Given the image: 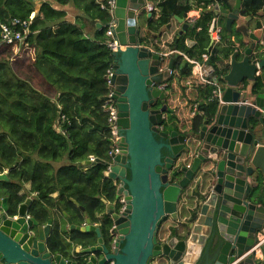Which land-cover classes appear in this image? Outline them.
Wrapping results in <instances>:
<instances>
[{
    "label": "water",
    "instance_id": "obj_1",
    "mask_svg": "<svg viewBox=\"0 0 264 264\" xmlns=\"http://www.w3.org/2000/svg\"><path fill=\"white\" fill-rule=\"evenodd\" d=\"M216 2L214 13L226 18L228 32L235 27L238 33L221 77L223 104L197 132L183 134L167 129L173 111L167 89L161 88L171 79L174 59L164 65L161 53L145 39L149 31L138 24L146 0H115L114 33L122 48L113 53L111 82L122 138L105 175L117 186L115 202L124 197L126 207L116 212L113 202L103 200L112 222L107 240L100 224L87 217L79 226L63 213L70 231L96 236L95 245L72 243L66 257L50 246L53 219L41 224L29 215L31 198L16 214L9 212L8 199L0 198V264H152L159 256L169 264H230L264 234V205L258 202L259 187H264V118L259 110L264 111V4L255 15L242 18V0H235L232 10ZM215 27L216 20L211 34ZM187 28L184 23L179 34ZM247 99L257 108L238 103ZM250 118L259 122L256 131L249 130ZM6 180L7 173H0V181ZM183 195L188 204L182 219L178 205ZM166 218L177 225L159 240ZM262 250L264 254V244ZM238 264L260 262L251 253Z\"/></svg>",
    "mask_w": 264,
    "mask_h": 264
},
{
    "label": "trees",
    "instance_id": "obj_2",
    "mask_svg": "<svg viewBox=\"0 0 264 264\" xmlns=\"http://www.w3.org/2000/svg\"><path fill=\"white\" fill-rule=\"evenodd\" d=\"M108 1L0 0V35L1 24H8L13 18L30 23L29 33L22 42L0 44V173L8 175V180L0 181V198H7L9 212L16 214L19 205L36 193L28 211L41 224L51 218V210L60 212V221L56 217L53 220L49 243L66 257L72 243L89 246L96 236L67 229L63 213L79 226L90 218L92 223L101 225L106 238L112 228L103 200L113 202L117 186L105 175L112 133L101 100L109 92L106 74L114 62L113 52L106 45L110 40L106 31L111 15L107 7L102 8ZM158 1L160 10L155 30L159 31L173 16L189 21L193 5L188 0L186 4L180 0ZM194 1L203 12L194 23H188L183 35H176L169 44L179 54L174 56V73L166 90L167 104L171 108L172 101H177L173 84L180 81L181 96L190 107L183 129L177 125V116L171 108L167 129L183 134L197 132L203 121L214 117L218 110L216 102H206L211 87L192 74L191 64L182 56L198 60L206 54L209 29L215 19L216 0ZM221 1L219 5L227 7V0ZM263 4L264 0H243L241 15H255ZM68 5L79 12L74 22L67 20L63 9ZM98 23L101 29L97 28ZM220 35L208 64L222 77L228 71V63L224 66L223 61H229L236 47L223 26ZM190 38L195 39L192 48L186 45ZM153 46L157 51L161 49L157 44ZM186 83L194 88L192 97V92L188 93L184 86ZM194 104L199 109L192 117ZM61 116L66 120L61 121ZM89 156L100 161L87 164ZM259 182L262 183L261 176ZM26 184H30V189L21 194ZM55 193L57 196L53 197ZM186 197L183 195L179 202L182 219L186 216ZM258 202L264 205V187ZM176 225L171 218L164 219L158 239H166ZM152 264L169 263L159 256Z\"/></svg>",
    "mask_w": 264,
    "mask_h": 264
},
{
    "label": "built area",
    "instance_id": "obj_3",
    "mask_svg": "<svg viewBox=\"0 0 264 264\" xmlns=\"http://www.w3.org/2000/svg\"><path fill=\"white\" fill-rule=\"evenodd\" d=\"M106 7L111 15V21L109 22L106 31V34L110 40L106 42V45L114 53L118 50V48H122L118 44L114 33L115 21L114 18L112 17V14H113V9L115 7V0H109L107 6L102 5V8H106ZM144 7L148 12H153L156 10V7L154 6L152 0H146V4ZM198 16H199V12L195 13L192 11L190 13V19L188 23L190 24L194 23L198 19ZM29 24H30L29 21L21 20L19 18H13L11 22L8 24H1L0 44H12L14 42H22L29 33L28 31ZM220 33H221L220 28L217 29L215 28L213 34H214V40L217 43L220 42L221 40ZM182 56L186 59V56L184 54H182ZM161 60L162 62L168 64V56L166 54L161 53ZM189 63L192 66V73L194 75H197L203 83L211 87V93L207 98L206 102H213V103L216 102L217 106L220 107L223 104L222 96H223L224 88L221 82V77L216 73L214 66L209 64L204 65L203 63L200 64L199 62H195L194 60L190 61ZM170 73L172 76L174 73L173 70H171ZM112 75H113V67L110 68L106 74V81L109 92L107 95H105L107 99L103 101L104 102L103 108L108 113V123H109L110 131L112 133V137H111L112 145L109 152V157L113 152H115V154L119 153L117 144L120 142L122 138L119 132V126L117 124V120H118L117 105H116V101L113 99L114 87L111 82ZM161 88L166 90L168 88V83L162 84ZM238 103L241 105L253 106L257 108L256 105L252 104L251 99L239 101ZM198 109H199V105L194 104L191 112L192 117L196 116V114L198 113ZM259 110L261 111V114L264 118V111L261 110L260 108ZM65 120H66L65 117L61 116V121H65ZM59 130L62 134H66V131L63 128L59 127ZM88 160L91 163L96 162V158L94 156H89ZM120 201H121V210H124L126 207V203L123 201V198H121ZM263 244H264V234H262V236L259 237L258 241L255 242L253 247L248 252H246L244 255H242L240 258H238L237 260H235L230 264H238V262H240L248 254L251 253L254 254L255 260L259 261L260 264H264V254L262 250Z\"/></svg>",
    "mask_w": 264,
    "mask_h": 264
},
{
    "label": "crops",
    "instance_id": "obj_4",
    "mask_svg": "<svg viewBox=\"0 0 264 264\" xmlns=\"http://www.w3.org/2000/svg\"><path fill=\"white\" fill-rule=\"evenodd\" d=\"M154 6L156 7V10L152 12L151 15H149L148 12L145 7H143V11H142V15L139 17L138 19V24L139 26L142 28V30H146L149 31V35H145V39L148 41V44L151 45H159L161 49H159V51L163 52L164 54H166L168 56V62L171 58H173L175 60L174 56H177L179 53L178 52H173L174 50H171L169 48V44L173 41V39L175 38L176 35H179V32L182 30V26L184 23H188L186 18H181L179 16H177L178 18L184 19V21H180L176 18V16L170 17L169 21L167 22V24L165 26H163L159 31L155 30V27L157 25V22H155L158 18H159V7H158V0H152ZM243 1V0H242ZM189 4H192L193 7L190 10L189 14L193 11L195 13L199 12V14L201 12H203V9L201 7H198L196 5V2L194 0H188ZM221 2H225V1H221ZM180 3L182 4H186L187 1L186 0H180ZM227 7L225 6L224 8L227 10H232L234 8L235 5V0H227ZM56 8H59V6L55 5ZM66 13H67V20L74 22L77 15L79 14L78 10H76L74 8V6L72 5H68L66 7L63 8ZM210 9V8H209ZM213 9V8H211ZM214 11V9H213ZM35 12L31 15V18L34 17ZM242 18H245L244 16L241 15ZM216 20V29L220 28V30H222V26L225 27L226 29V18L223 17L222 15L217 16L215 14V19ZM213 20V21H214ZM154 22V23H151ZM223 22V24H222ZM235 28V27H234ZM233 28L232 32H228V30L226 29V32L228 33V37L229 40H235V38L237 37L238 33L235 31V29ZM188 29V28H187ZM186 29V31H187ZM184 31L182 33V35L186 32ZM91 32V31H90ZM85 37V36H84ZM87 37V36H86ZM156 37V38H154ZM235 46H237V42H234ZM219 44V42L217 43L214 40V34H211L209 32V41L206 47V54L202 55L200 59L196 60V59H192L195 62H199L200 64L203 63L204 65L208 64L209 58H211V56H214V49L216 47V45ZM186 45L189 48H192L195 45V39H187L186 40ZM188 62L192 61L190 59H188V57L186 56V59ZM229 61H223V65L225 66L226 63H228ZM211 65V64H209ZM193 74V73H192ZM196 77H198L197 75H194ZM199 78V77H198ZM200 79V78H199ZM179 84V85H178ZM177 85L174 83L173 84V89L176 92V97H177V101H172V103L170 104V107L174 110V114L177 116V125L180 126V128H185L186 124H187V112L188 109L190 107V104L187 102L186 99H184L181 96V90L179 89V87L182 86V83L179 81ZM185 88L187 89L188 93H191L194 88L190 85L187 84L184 85ZM182 88V87H181ZM193 96V92L191 97ZM187 105V107H186ZM169 118V114L167 115V119ZM264 130V129H263ZM261 143L264 144V139L261 141ZM30 189V184H26L24 187V190L21 191V194H23L24 192H28ZM263 187H259L260 192L262 191ZM57 193H55L53 195V197H56ZM37 197L36 193H31L29 195V198H31V200L35 199ZM182 207V204L179 205V211L180 208ZM50 215L51 218L54 220L55 217L60 221V212H57L56 210H51L50 211ZM63 223V222H61ZM62 227H64V224L62 225ZM67 229H69V224L66 226ZM62 229V228H61ZM67 238V241H70L69 237H65ZM71 247V246H70Z\"/></svg>",
    "mask_w": 264,
    "mask_h": 264
},
{
    "label": "flooded vegetation",
    "instance_id": "obj_5",
    "mask_svg": "<svg viewBox=\"0 0 264 264\" xmlns=\"http://www.w3.org/2000/svg\"><path fill=\"white\" fill-rule=\"evenodd\" d=\"M248 123H249V130L250 131H256L258 128H260V125H259V122H258V120H256L255 118H250L249 120H248ZM264 132V130H261V132ZM256 133V132H255ZM129 173L127 174V176L129 177ZM123 198V201L126 203V200L124 199V197H122ZM113 203L115 204L114 206H115V211L116 212H120V209H121V201H120V199L117 201V202H115V200L113 201ZM100 217H102V215H100ZM98 224V223H97ZM102 229V228H101ZM102 234H103V232H102ZM103 237L105 238V240H107L108 238H106L104 235H103ZM93 240V243H91L92 245H95L96 244V239H92Z\"/></svg>",
    "mask_w": 264,
    "mask_h": 264
},
{
    "label": "rangeland",
    "instance_id": "obj_6",
    "mask_svg": "<svg viewBox=\"0 0 264 264\" xmlns=\"http://www.w3.org/2000/svg\"><path fill=\"white\" fill-rule=\"evenodd\" d=\"M259 196H260V192H259Z\"/></svg>",
    "mask_w": 264,
    "mask_h": 264
}]
</instances>
